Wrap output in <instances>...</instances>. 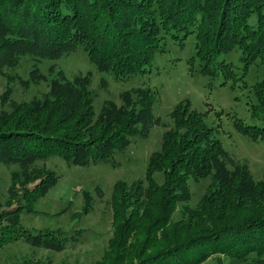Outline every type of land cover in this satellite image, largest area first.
Returning a JSON list of instances; mask_svg holds the SVG:
<instances>
[{
    "label": "trees",
    "instance_id": "trees-1",
    "mask_svg": "<svg viewBox=\"0 0 264 264\" xmlns=\"http://www.w3.org/2000/svg\"><path fill=\"white\" fill-rule=\"evenodd\" d=\"M167 36L179 45L194 37L201 75L235 79L225 60L230 52H240L244 71L264 64V0H0V69L25 53L55 60L80 49L98 71L124 80L151 66ZM88 84L87 76L67 80L57 70L43 100L0 111V163L24 170L11 174L8 202L0 207V248L17 239L55 250L67 242L58 232L18 223L56 181L52 170L26 167L50 156L74 165L106 158L154 122L150 88H134L135 98L123 93L120 105L106 100L95 114ZM250 90L251 116L262 125L235 124L252 139L264 138V77ZM170 116L173 126L162 133L144 178L114 183L112 233L94 264H202L212 256L217 264H264V175L255 180L234 162L189 105H177ZM207 177L190 205L189 181Z\"/></svg>",
    "mask_w": 264,
    "mask_h": 264
},
{
    "label": "rangeland",
    "instance_id": "rangeland-1",
    "mask_svg": "<svg viewBox=\"0 0 264 264\" xmlns=\"http://www.w3.org/2000/svg\"><path fill=\"white\" fill-rule=\"evenodd\" d=\"M163 42L164 51L154 53V60L145 72L124 80L98 71L80 49L55 60L25 53L14 66L0 69V111L10 110L12 103L43 100L57 70L67 80L87 76L95 114L106 100L122 104L125 92L135 98L132 90L137 87H148L156 95L152 105L154 122L148 133L134 136L124 150L85 165L69 164L59 156H50L26 167L29 171L52 170L56 181L32 204V212L19 214L18 223L26 230L58 232L67 242L55 250L30 245L23 239L12 240L0 248V264H94L112 233L109 202L114 183L144 178L148 159L160 149L162 133L173 126L170 114L179 104H187L198 112L211 135L223 144L234 162L249 169L255 180L264 175V138L252 139L235 124L240 121L244 125H262L251 116L250 106L255 98L250 89L263 79L264 64L256 61L244 71L240 52L234 50L225 55V60L233 64L237 78L224 79L221 73L210 78L200 74L198 60L193 58L194 37L189 36L182 45L168 36ZM7 87L10 94L4 96ZM23 171L17 164L0 163V207L7 205L11 174ZM153 177L161 182V174L155 173ZM208 184V177L189 181L190 205L200 199ZM221 262L229 264L226 259ZM202 264H217V258L212 256Z\"/></svg>",
    "mask_w": 264,
    "mask_h": 264
}]
</instances>
